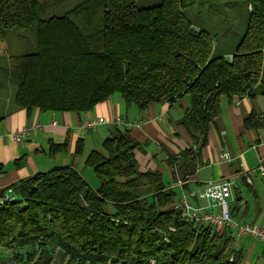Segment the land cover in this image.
Listing matches in <instances>:
<instances>
[{"label": "trees", "instance_id": "16d2710c", "mask_svg": "<svg viewBox=\"0 0 264 264\" xmlns=\"http://www.w3.org/2000/svg\"><path fill=\"white\" fill-rule=\"evenodd\" d=\"M58 1L0 0V53L6 31L35 30V50L8 57L16 108L82 114L118 93L126 106L144 110L186 95L179 125L192 145L167 161L185 181L196 171L221 99L264 94V0H244L242 30L228 40L186 16L207 0H160L149 7L136 0H79L61 15L40 16ZM262 121L251 112L243 124L256 129ZM65 146L50 143L48 155ZM138 146L114 127L101 148L87 154L84 166L97 188L70 164L0 189V198L7 188L15 196L0 204V247L15 264H243L244 249L229 229L186 221L163 174L138 170ZM82 152L78 141L74 156Z\"/></svg>", "mask_w": 264, "mask_h": 264}, {"label": "crops", "instance_id": "0c3cea01", "mask_svg": "<svg viewBox=\"0 0 264 264\" xmlns=\"http://www.w3.org/2000/svg\"><path fill=\"white\" fill-rule=\"evenodd\" d=\"M254 91L255 89L251 93H255ZM187 108L186 95L171 105L153 104L144 110H138L134 105L126 106L122 98L110 96L82 114L41 111L37 108L28 112L23 108L14 107L10 101L6 102L0 90V116L3 117L0 121V163L4 166V172L0 175V189L19 179L52 168L70 164L83 167L87 154L91 150L100 149L102 141L110 135L114 127H118L129 139L139 143L134 150L138 170H157L163 177L166 175L165 183L175 190L176 201L184 196L192 205L201 207L202 212L217 211L216 207L208 206V201L197 194L209 180H229L232 182V217L240 223L251 222L264 228V211L257 206L252 210L251 218L247 219V203L240 195H235V191L239 190L235 186L236 180L241 179L246 188L256 196L254 182L250 177L251 170L261 172L260 176L264 178V121L256 129L246 128L243 124L244 117L251 112L264 120V94H256L253 99L245 95L234 102L221 99L220 114L209 126L207 143L201 149L196 171L182 181L177 175L176 164L172 166L167 161L192 145L191 139L179 125V120ZM115 116L122 117L131 125L116 126L109 121L92 129L80 127L84 118L101 117L107 121ZM35 125L38 126L20 141H14L10 136L12 132L25 126ZM78 141L83 143V152L74 156ZM50 143H65V150L51 157L48 155ZM249 152H252L256 162L253 163L246 157ZM222 153H227L230 160L222 159ZM16 160L19 161L17 164ZM172 172H175V177ZM245 238L252 240L250 253L256 247L255 242L264 245V242H254V239L248 236L241 237L238 242L234 240V244L243 248L242 240ZM10 252L0 247V264H15L10 258ZM243 264L251 263L244 259Z\"/></svg>", "mask_w": 264, "mask_h": 264}, {"label": "rangeland", "instance_id": "374dc122", "mask_svg": "<svg viewBox=\"0 0 264 264\" xmlns=\"http://www.w3.org/2000/svg\"><path fill=\"white\" fill-rule=\"evenodd\" d=\"M40 2L56 1V0H39ZM160 0H136V6L149 7L157 4ZM79 0H62L53 4L49 8H45L40 13L42 18H47L50 15H61L66 10L72 8ZM186 16L190 21L197 24L211 25L217 29L220 35H223L221 39H232L239 36L244 20L246 17V5L244 0H207L201 4L191 6L185 11ZM5 37V50L0 53V90L6 99V102H11L13 105V95L15 87L9 81L6 74V68L8 66V57L13 54L22 52H32L35 46V30H17L11 29L4 33ZM113 97L121 98L118 93L112 95ZM12 97V99H10ZM251 162H256L252 152H249L246 156ZM76 166V165H75ZM85 179V181L92 187L97 188L99 183L93 174L91 168L86 166H76ZM258 166H255V168ZM250 177L254 182V188L256 190V196L252 194L243 184L241 179L236 180L235 186L239 189L235 191V195H240L242 200L247 203L248 212L247 219L251 218L252 210L258 206L261 211H264V178H262L261 172L251 170ZM163 180H167L164 175ZM107 210L111 207L107 206ZM242 246L244 248V259H248L251 264H264V248L261 243H256V247L250 253V243L252 240L243 239ZM260 244V245H259ZM262 254V255H261ZM243 259V260H244Z\"/></svg>", "mask_w": 264, "mask_h": 264}, {"label": "built area", "instance_id": "2783aa9c", "mask_svg": "<svg viewBox=\"0 0 264 264\" xmlns=\"http://www.w3.org/2000/svg\"><path fill=\"white\" fill-rule=\"evenodd\" d=\"M111 122L116 126H130L131 124L124 121L122 117L115 116L113 119L105 120L101 117L84 118L80 123V127L85 129H92L105 122ZM54 123V122H53ZM139 125V123H136ZM36 126H25L20 130L14 131L10 134L14 141H20L22 137L28 135L29 132ZM221 158L224 160H230L227 153H222ZM232 182L224 180L220 182L207 181L201 192L197 195L203 199H206L209 203L208 206L216 207L217 211L202 212V208L192 205L186 197H181L175 201L174 207L180 208L183 218L188 222L195 224L208 225L215 228H226L231 231V236L236 242L243 236L251 237L252 239L264 242V228L251 222L240 223L235 220L230 212V202L232 200L231 192ZM15 198L13 190L7 188L2 197L0 198V204L7 203ZM107 264H110L109 262ZM147 264H156L154 259H150Z\"/></svg>", "mask_w": 264, "mask_h": 264}]
</instances>
